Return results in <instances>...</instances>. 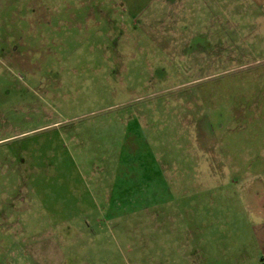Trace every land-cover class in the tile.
Here are the masks:
<instances>
[{
    "label": "rangeland",
    "instance_id": "rangeland-1",
    "mask_svg": "<svg viewBox=\"0 0 264 264\" xmlns=\"http://www.w3.org/2000/svg\"><path fill=\"white\" fill-rule=\"evenodd\" d=\"M63 240L264 264V0H0V264Z\"/></svg>",
    "mask_w": 264,
    "mask_h": 264
},
{
    "label": "crops",
    "instance_id": "crops-1",
    "mask_svg": "<svg viewBox=\"0 0 264 264\" xmlns=\"http://www.w3.org/2000/svg\"><path fill=\"white\" fill-rule=\"evenodd\" d=\"M46 235V234H44ZM43 235V236H44ZM54 236V234H52V237ZM54 238V237H53ZM61 238L59 236H56V242H60L61 243ZM73 241H70L68 243L64 242L63 240V243L62 245H65L67 248L72 244ZM61 246H58V243L53 245L51 244L49 247L46 246L45 248L43 247V244L42 243H38V244H34L31 249L33 251V253L36 254V258L35 259H38L40 260L41 264H44L45 260H43V254L46 252L47 256V263L46 264H89L90 262L86 261L83 262H75V263H72V260H75V253L73 250H71V248H68L67 250H63ZM69 245V246H68ZM40 256V257H39ZM71 261V262H69ZM80 261V260H79Z\"/></svg>",
    "mask_w": 264,
    "mask_h": 264
}]
</instances>
